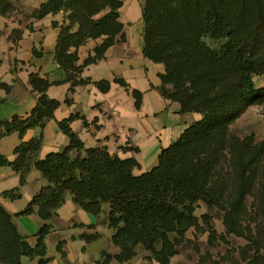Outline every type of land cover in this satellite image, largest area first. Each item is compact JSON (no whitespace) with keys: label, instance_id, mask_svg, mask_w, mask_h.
Wrapping results in <instances>:
<instances>
[{"label":"trees","instance_id":"obj_1","mask_svg":"<svg viewBox=\"0 0 264 264\" xmlns=\"http://www.w3.org/2000/svg\"><path fill=\"white\" fill-rule=\"evenodd\" d=\"M143 11V49L146 58L163 64L160 91L181 105L182 113H197L202 119L189 125L168 148L163 149L157 167L135 175L136 159H121L106 147L87 149L71 129L73 117L59 123L69 138L61 152L38 155L43 145L39 138L21 143L14 161L0 153V169L11 168L20 177V188L36 170L46 185L18 216L37 215L49 222L71 197L72 202L98 218L108 206L107 224L113 230L111 243L119 253L102 254L98 264L130 263L139 249L147 260L172 264L187 232L197 226V205L223 211L227 233L244 237L253 246L264 244V222L256 230L245 228L247 198L256 187L264 196V175L256 182L255 169L264 161V141L254 135L241 139L230 134L231 125L250 107H264V87L258 88L255 76H264V0H139ZM123 0H47L34 11L35 20L64 14L56 46V61L70 75L82 67L99 62L117 38L124 42L120 21ZM3 8V7H2ZM104 38L82 67L77 51L90 40ZM222 41L219 49L206 39ZM74 50V51H73ZM30 85L40 97L32 114L0 122V140L14 132L45 129L54 118L60 102L47 95L49 81L32 75ZM106 91L108 83L97 84ZM105 87V88H104ZM10 86L0 82V90ZM136 107L142 94L134 92ZM229 149L236 174L234 199L222 202L224 185L215 177L222 152ZM20 188L2 196L21 198ZM226 204V205H225ZM264 219V207L261 208ZM52 232L44 224L37 233L36 246L21 234L14 216L0 203V260L5 264H48L46 239ZM99 235L86 236L88 242ZM252 264H261L255 260Z\"/></svg>","mask_w":264,"mask_h":264},{"label":"crops","instance_id":"obj_2","mask_svg":"<svg viewBox=\"0 0 264 264\" xmlns=\"http://www.w3.org/2000/svg\"><path fill=\"white\" fill-rule=\"evenodd\" d=\"M137 9L135 1L123 6L120 21L126 39L119 41L120 35L102 60L82 67L90 56L95 55V49L104 38L90 40L79 48L76 65L82 70L70 81H66L70 74L55 57L60 27L64 22L63 13L33 20L31 29L11 41L4 65L0 66V82L10 86L9 92L0 90V122L11 121L16 116L26 119L32 114L40 97L30 85L32 75L52 84L47 95L59 101L60 107L44 130L36 127L23 136L14 132L2 138V155L14 161L16 148L23 142L39 138L42 133L39 159L63 151L70 140L59 123L73 117L70 127L87 149L106 147L121 159H136L140 167L134 174L138 176L157 167L162 150L179 139L189 125L202 119L201 114L182 113L178 102L161 93V75L165 73V67L145 57L143 38L137 27L129 24L138 21ZM99 83H108L109 88L103 91L98 87ZM135 91L142 94L139 109ZM45 185L42 175L33 170L25 186L20 188V177L11 168L0 169V203L14 216L19 231L30 245L36 246V235L44 224L52 226L46 239L48 264H98L104 252L119 253L111 243L113 230L105 222L109 211L107 206L105 213L96 218L69 197L49 222L40 219L37 213L18 216ZM17 188L21 193L19 200L2 196ZM96 234L99 237L92 242L85 238ZM138 258L139 255L127 264H159L155 261L139 262ZM111 264L121 263L113 260Z\"/></svg>","mask_w":264,"mask_h":264},{"label":"rangeland","instance_id":"obj_3","mask_svg":"<svg viewBox=\"0 0 264 264\" xmlns=\"http://www.w3.org/2000/svg\"><path fill=\"white\" fill-rule=\"evenodd\" d=\"M46 1L0 0V66L4 65L11 41L14 42L26 29H31L32 22L35 20L33 18L34 11ZM132 1L137 3L139 19L137 22L129 24L133 28L137 27L139 35L143 38L142 3L139 0H123V4L131 5ZM206 42L215 49H219L223 45L222 41L211 38H207ZM254 83L258 88L264 87V76H255ZM229 132L241 139L254 135L257 143L264 141V107L252 106L248 108L231 125ZM263 175L264 161L255 169L256 182L260 181ZM217 177L226 189L222 202L233 200L237 180L229 149L222 152L215 179ZM262 207H264V196L262 191L255 187L246 202L242 221L245 228L251 227L256 230L264 222L261 214ZM196 215L199 222L197 226L187 232L186 239L179 247V254L172 259V264H252L255 260L264 264V244L257 248L246 238L227 233L222 210L216 207L209 208L201 202L197 205ZM107 227H109L108 224ZM147 257L148 253L139 249V262L148 261ZM38 260L39 258L34 260L25 258L24 262L37 264ZM0 264L5 263L0 260Z\"/></svg>","mask_w":264,"mask_h":264}]
</instances>
